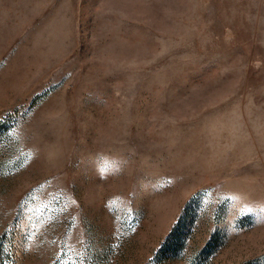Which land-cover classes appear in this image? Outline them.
Segmentation results:
<instances>
[{"label":"rangeland","instance_id":"374dc122","mask_svg":"<svg viewBox=\"0 0 264 264\" xmlns=\"http://www.w3.org/2000/svg\"><path fill=\"white\" fill-rule=\"evenodd\" d=\"M0 264H264V0H0Z\"/></svg>","mask_w":264,"mask_h":264}]
</instances>
